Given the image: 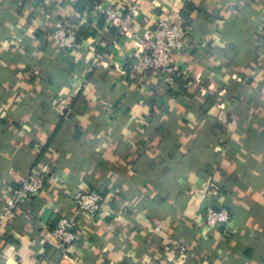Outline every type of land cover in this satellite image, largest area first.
<instances>
[{
  "label": "crops",
  "instance_id": "1",
  "mask_svg": "<svg viewBox=\"0 0 264 264\" xmlns=\"http://www.w3.org/2000/svg\"><path fill=\"white\" fill-rule=\"evenodd\" d=\"M165 16L190 29L180 71L130 81ZM77 17L66 0H0V208L33 174L49 182L0 232V264H264V0H142L132 32L93 22L59 49L51 30ZM93 190L89 218L72 193ZM207 196L228 227L203 224ZM61 218L79 234L66 250Z\"/></svg>",
  "mask_w": 264,
  "mask_h": 264
},
{
  "label": "built area",
  "instance_id": "2",
  "mask_svg": "<svg viewBox=\"0 0 264 264\" xmlns=\"http://www.w3.org/2000/svg\"><path fill=\"white\" fill-rule=\"evenodd\" d=\"M75 3L78 0H66ZM89 1V0H86ZM142 0H127L125 13L119 15L114 9L107 8L99 0H93V14L95 17H105L109 25H115L117 33L124 35L132 32V23L140 13ZM87 16V14H84ZM88 17V16H87ZM81 20L76 23L69 18L62 19L50 33L52 42L61 50H74L81 47L82 42L78 41L77 28L79 24L86 23ZM189 27L184 20H175L173 17L165 16L159 19L154 28L140 40L138 49L132 56V61L128 64L127 76L130 81L136 82L138 79L150 73L162 72L168 75L176 74L180 67L175 59V54L182 52L186 48V40L189 34ZM98 62V59H95ZM45 172L35 173L30 179L24 181L18 188L14 189L8 196L4 205L0 208V232L9 229L12 217L20 212L27 215L23 206L37 197L48 184ZM74 204L89 218L96 217L103 207L105 197L101 191H74L72 193ZM203 224L215 229L228 227L231 222V214L226 207L208 205L203 212ZM74 223L68 218H61L52 229L55 242L66 250L78 238L79 234L72 231ZM48 224L41 222V229H47ZM185 249L180 248V253Z\"/></svg>",
  "mask_w": 264,
  "mask_h": 264
},
{
  "label": "trees",
  "instance_id": "3",
  "mask_svg": "<svg viewBox=\"0 0 264 264\" xmlns=\"http://www.w3.org/2000/svg\"><path fill=\"white\" fill-rule=\"evenodd\" d=\"M74 7H75L76 15L78 16L75 20L76 23H79L81 21V18L84 14H87V16H88L87 22L83 23V24H79V26L77 28L78 41L83 43L89 37L97 36V31L93 27V22L100 28L103 27L104 25H109L105 21L104 16H101V17H95L94 16V14H93V0H89V1L78 0L74 3ZM188 9L192 10V6L188 5ZM183 15L185 18L187 17L186 13H184ZM110 29L112 30L113 33H115L116 29L114 26H111Z\"/></svg>",
  "mask_w": 264,
  "mask_h": 264
},
{
  "label": "water",
  "instance_id": "4",
  "mask_svg": "<svg viewBox=\"0 0 264 264\" xmlns=\"http://www.w3.org/2000/svg\"><path fill=\"white\" fill-rule=\"evenodd\" d=\"M209 203H210V198L207 196V197L205 198L203 204H202L201 207L199 208L198 213H199V214L203 213V212L206 210V208L208 207Z\"/></svg>",
  "mask_w": 264,
  "mask_h": 264
}]
</instances>
